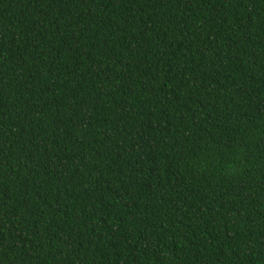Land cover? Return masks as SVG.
Masks as SVG:
<instances>
[{"label": "trees", "instance_id": "16d2710c", "mask_svg": "<svg viewBox=\"0 0 264 264\" xmlns=\"http://www.w3.org/2000/svg\"><path fill=\"white\" fill-rule=\"evenodd\" d=\"M0 264H264V0H0Z\"/></svg>", "mask_w": 264, "mask_h": 264}]
</instances>
